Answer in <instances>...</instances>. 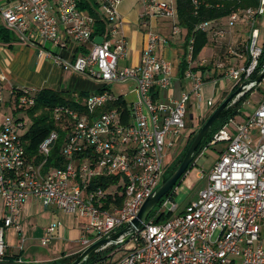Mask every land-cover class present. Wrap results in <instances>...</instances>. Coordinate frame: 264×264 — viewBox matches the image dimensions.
<instances>
[{
    "label": "built area",
    "instance_id": "built-area-1",
    "mask_svg": "<svg viewBox=\"0 0 264 264\" xmlns=\"http://www.w3.org/2000/svg\"><path fill=\"white\" fill-rule=\"evenodd\" d=\"M80 1L15 0L12 6L0 8L1 24L20 42L37 48L39 57L101 84V90L90 93L84 101L83 112L68 106L53 109L55 119L67 116L72 124L62 148L66 159L62 167L47 164L58 132L52 131L40 143L38 160L30 159L21 138L29 118L22 112H12L16 105L33 106L36 90L12 89L14 100L7 102L0 84V113L4 115L0 123V261L6 253L5 231L10 227L21 231L19 217L28 197L87 220L88 232L83 231L78 240L81 251L129 227L143 202L163 180L166 152L181 139L191 93L196 96L198 109L203 104L213 105V100L203 98L204 78L191 68L192 42L186 55L189 67L182 76L190 81L191 91L167 103L159 102L153 90L171 85V64L157 52L163 42L161 36L148 31L140 63L120 67L119 61L128 57L119 15L123 0H94L106 22L104 34L96 37L95 18L80 8ZM137 1L143 6L144 17L168 18L172 33L179 32L175 0ZM263 14L264 0H259L258 7L243 11L242 20L248 25L244 57L224 76L233 80L234 86H242L233 103L258 85L253 75L262 55L257 24ZM230 18L231 24L240 19L237 13ZM207 25L203 22L199 28ZM97 37L103 41L97 43ZM85 45L88 50L73 60L58 51ZM229 52L235 54V48L229 46ZM127 81L135 83L139 98L130 104L125 119L123 110L109 107L118 97L107 86ZM219 142L226 145L211 165L206 186L197 199L177 211L179 184L173 187L138 230L129 229L100 249L121 245L123 254L113 264H264V101L241 123L229 119L206 147ZM112 175L124 178V199L120 207L111 204L107 209L102 206L106 192L102 188L90 190L89 185L94 178ZM166 213L171 216L155 223L156 216ZM58 225L46 228L41 245L49 242ZM24 243L22 237L20 251Z\"/></svg>",
    "mask_w": 264,
    "mask_h": 264
},
{
    "label": "crops",
    "instance_id": "crops-1",
    "mask_svg": "<svg viewBox=\"0 0 264 264\" xmlns=\"http://www.w3.org/2000/svg\"><path fill=\"white\" fill-rule=\"evenodd\" d=\"M7 2L12 6L15 0H7ZM119 15L122 20L121 32L128 44V57L124 59L125 64L122 67L137 66L140 63L147 32L153 31L163 39L157 50L159 56L171 64V85L168 88H155L153 90L154 98L159 102L167 103L170 99L178 98L183 92H190V81L182 78L179 73L181 47L175 39L169 40L173 34L171 20L165 17H144L143 6L137 0H123L119 6ZM261 16L258 17V22L260 21L264 25V17L261 18ZM223 21L226 23L227 19ZM227 36L232 42H245L248 36L247 23L237 22L233 28L229 29ZM260 42L263 45L264 38ZM214 49L211 45L207 46L204 49V54H200L201 56L193 62V65H196L198 61L202 64L206 63L213 57ZM87 50L88 45L80 46L74 50L58 51L63 57L73 60L76 55L85 53ZM232 61L235 63L236 59H232ZM0 84L2 94L7 102L10 101V90L15 87H29L33 90L51 88L58 91L87 92L88 94L101 87L97 81L85 77L69 67L61 66L47 57H39L37 48L20 42L16 35L9 42L0 40ZM113 85L117 86L113 88ZM108 87L112 94L123 99L128 109L130 104L139 98L133 81L113 83ZM233 87L234 81L227 77L205 81L202 90L203 98L213 100V105L208 107L203 104L201 110L197 108L196 96L191 93L187 106L185 129L179 140L178 148L186 145L190 135L198 128L200 122L226 98ZM262 101H264V87H259L258 83L242 103L237 118H235L236 116L235 119L233 118L234 122L244 121ZM129 114L130 112L126 113L127 118ZM1 121L2 114L0 113V123ZM57 223L59 225L45 245L49 246L50 255L24 257L25 249L29 246L39 245L40 239L46 235V228ZM19 224L21 231H17L14 227L5 231L6 253L3 258L5 261L21 260L26 262L27 259L32 264H46L54 259L72 256L81 252L79 237L83 231L88 232L86 219L64 212L54 206L45 207L34 197H28L24 201ZM22 237L25 239V243L23 250L20 251L18 246Z\"/></svg>",
    "mask_w": 264,
    "mask_h": 264
},
{
    "label": "trees",
    "instance_id": "trees-1",
    "mask_svg": "<svg viewBox=\"0 0 264 264\" xmlns=\"http://www.w3.org/2000/svg\"><path fill=\"white\" fill-rule=\"evenodd\" d=\"M79 6L82 10H85L88 14L95 18L93 35L95 37L102 36L106 29V22L99 14L96 2L94 0H81ZM258 6L259 0H175L178 21L177 26L179 27V32L176 34L173 33L172 38L169 40L175 39L178 41L181 47L179 61L180 75L183 76L185 70L189 67L186 55L190 42H192L193 46V62L200 57V54L207 46L211 45L215 48L213 57L207 63L202 64L198 61L196 65L191 67L194 71H197L205 81L224 77L226 71L230 67H235L240 64L242 58L244 57L245 42H232L230 39H228L227 34L229 29L233 28L237 22L243 21V11L248 8H256ZM234 13H237L240 19L234 21L233 24H231L230 17ZM225 19H227L226 23L223 21ZM203 22L208 24L207 27L199 28V25ZM216 32H220L223 35L220 36L216 34ZM14 38L15 34L0 24V40L9 42ZM229 46H233L235 48V54H230ZM232 59H236V62L234 63ZM263 68L264 43L259 64L253 75L254 79ZM12 89L17 90L20 89V87H15ZM107 89L110 91L108 86ZM236 89L237 86H234L226 98ZM99 90H101V88H99ZM249 93L250 91H247L243 96H241L234 103L228 105L220 113L208 131L206 137L202 141V148L208 144L213 134L216 133L222 125L238 114L242 103L248 97ZM88 96L89 94L87 92L58 91L51 88H42L36 90L34 95L35 103L33 106L22 108L16 105L15 108H12V112L14 114L22 112L29 118L30 123L28 128L21 138L25 143L26 152L30 159L33 158L34 160H38L40 158L38 154V147L40 143L52 131H57L58 138L51 148L47 164L48 166L52 167H62L66 163V159L62 155V148L68 140V134L72 124L70 118L67 116L55 119L53 109L57 106H68L72 109L78 110L79 112H83L84 101ZM13 100L14 93L10 95V101ZM113 106H117L118 109L123 110L125 119H127L126 113H129V109L121 97H118V100L114 104L109 105V107ZM210 114L204 120H202L198 128L192 132L184 149L173 162L172 168L166 175L163 176V180L168 179L169 176L179 166L196 133L208 119ZM82 156L83 155H77L76 158H81ZM124 186V178H122L120 175H112L94 178L89 185V189L94 190L97 188H102L106 192L107 199L102 203V206L108 209L110 208L111 204L115 207H120L122 205L124 199ZM154 212L155 210L152 211L151 214ZM170 216V213L160 214L155 217L154 221L155 223H159L166 220ZM79 254L80 253L78 252L69 257L54 259L47 262L46 264H69L75 260ZM109 259V255H102V251L99 250L97 252H93L88 260L82 264H113L115 262L114 261L111 263L109 262Z\"/></svg>",
    "mask_w": 264,
    "mask_h": 264
},
{
    "label": "water",
    "instance_id": "water-1",
    "mask_svg": "<svg viewBox=\"0 0 264 264\" xmlns=\"http://www.w3.org/2000/svg\"><path fill=\"white\" fill-rule=\"evenodd\" d=\"M97 43H101L103 41L102 37L95 38ZM264 78V68L259 72L257 77L254 79L256 83H260ZM242 90V86L237 87L227 98H225L214 111L210 114L205 123L201 126V128L196 133L194 139L189 145L185 155L179 164V166L175 169V171L169 176L166 180H161L157 190L153 192L149 197L141 205L137 217L134 218L129 227H126L113 235L101 238L88 247H86L83 251L80 252L79 256L73 260L69 264H82L88 260L90 255L93 252L99 251L105 244L110 241L117 239L120 235L127 232L129 229L138 230L143 222L146 221L149 214L156 207V205L160 202V200L176 185L180 184L182 179L184 178L186 172L189 168H191L194 159L202 150L201 143L206 137L208 131L212 127L215 120L218 118L220 113L231 103H233L236 95ZM0 264H32L22 261H0Z\"/></svg>",
    "mask_w": 264,
    "mask_h": 264
},
{
    "label": "rangeland",
    "instance_id": "rangeland-1",
    "mask_svg": "<svg viewBox=\"0 0 264 264\" xmlns=\"http://www.w3.org/2000/svg\"><path fill=\"white\" fill-rule=\"evenodd\" d=\"M10 4H8L7 0H0V8H7ZM264 15L261 16L263 18ZM258 27L260 28V40L264 38V25L258 22ZM246 42V41H245ZM49 46V44H48ZM204 52V51H203ZM202 52V53H203ZM201 53V54H202ZM204 54V53H203ZM201 56V55H200ZM210 60V59H209ZM207 60L206 63L209 61ZM125 64V60L122 59L119 61V66L122 67ZM101 86V84H100ZM117 85H113V88ZM264 87V78L259 83V87ZM257 89V88H256ZM261 90V89H260ZM238 115V114H237ZM237 115L235 118H237ZM4 115L2 114V118ZM234 118V119H235ZM28 125L30 121L28 120ZM180 142L167 149L166 156L164 159V175H166L170 169L172 168L173 162L175 159L180 155L182 150L184 149L185 145L181 148H178ZM226 145V142H219L216 145H210L206 147L202 154L198 157L196 164L191 166L186 172L184 178L182 179L181 183L179 184V191L175 198V201L178 203V210L181 211L184 207L191 201H195L198 197V194L201 190H203L206 186L208 172L210 170L211 165L217 159L220 149H222ZM157 206L153 209L156 211ZM152 215V214H151ZM90 234H94L92 229L89 230ZM133 241L130 240L129 243ZM121 245H112L106 247L105 249L101 250L102 255H109L110 259L109 262L116 261L122 254L123 250L120 247ZM111 248V249H110ZM19 252V250H18ZM51 251L49 250V246H43L41 244H37L34 246H29L25 249L24 257H28L29 255H35V257H40L42 255H50ZM30 260L26 259V262L29 263Z\"/></svg>",
    "mask_w": 264,
    "mask_h": 264
}]
</instances>
